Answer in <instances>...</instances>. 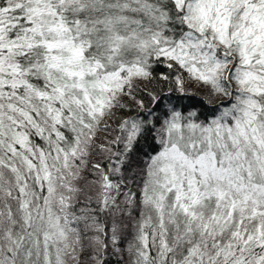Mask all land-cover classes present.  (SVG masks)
<instances>
[{
    "label": "snow or ice",
    "instance_id": "snow-or-ice-1",
    "mask_svg": "<svg viewBox=\"0 0 264 264\" xmlns=\"http://www.w3.org/2000/svg\"><path fill=\"white\" fill-rule=\"evenodd\" d=\"M111 257L264 264V0H0V264Z\"/></svg>",
    "mask_w": 264,
    "mask_h": 264
},
{
    "label": "trees",
    "instance_id": "trees-1",
    "mask_svg": "<svg viewBox=\"0 0 264 264\" xmlns=\"http://www.w3.org/2000/svg\"><path fill=\"white\" fill-rule=\"evenodd\" d=\"M164 69L163 68H161V69H158V71H163ZM190 93H191V97L189 98V97H186L185 99H184V103L185 104H200L201 103V100H202V98L205 96V94H202V93H200V92H198V91H189ZM145 99H147V98H145ZM129 104H132V102L131 101H127ZM134 106V105H133ZM109 264H118V258L117 257H111L110 258V262H109Z\"/></svg>",
    "mask_w": 264,
    "mask_h": 264
},
{
    "label": "rangeland",
    "instance_id": "rangeland-1",
    "mask_svg": "<svg viewBox=\"0 0 264 264\" xmlns=\"http://www.w3.org/2000/svg\"><path fill=\"white\" fill-rule=\"evenodd\" d=\"M187 88H188V90L189 91H198V92H200V93H202V94H206L205 93V90L204 89H201V88H198L196 85H187L186 86ZM119 114V113H118ZM124 114H127V113H124Z\"/></svg>",
    "mask_w": 264,
    "mask_h": 264
},
{
    "label": "built area",
    "instance_id": "built-area-1",
    "mask_svg": "<svg viewBox=\"0 0 264 264\" xmlns=\"http://www.w3.org/2000/svg\"><path fill=\"white\" fill-rule=\"evenodd\" d=\"M120 114H124V113H119L118 115H120Z\"/></svg>",
    "mask_w": 264,
    "mask_h": 264
}]
</instances>
